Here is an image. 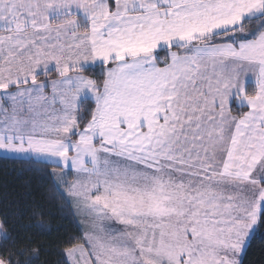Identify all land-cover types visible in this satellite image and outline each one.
Instances as JSON below:
<instances>
[{
    "label": "snow or ice",
    "instance_id": "obj_1",
    "mask_svg": "<svg viewBox=\"0 0 264 264\" xmlns=\"http://www.w3.org/2000/svg\"><path fill=\"white\" fill-rule=\"evenodd\" d=\"M0 160V264H245L264 0H0Z\"/></svg>",
    "mask_w": 264,
    "mask_h": 264
},
{
    "label": "trees",
    "instance_id": "obj_2",
    "mask_svg": "<svg viewBox=\"0 0 264 264\" xmlns=\"http://www.w3.org/2000/svg\"><path fill=\"white\" fill-rule=\"evenodd\" d=\"M13 166L6 161L0 160V198L7 197L8 200L12 198L10 195L13 191H20L19 184L23 180H17L15 175L5 176L4 172L10 170ZM7 200L0 207H6ZM53 231L51 235L44 237L46 241L51 244V253L42 257L48 259L50 264H56L58 259L56 255L57 247L63 242L65 233L75 235L77 233L78 224L76 222L62 221L56 219L52 222ZM59 229L57 231L56 229ZM245 264H264V229H261L251 240L248 248V254L245 258Z\"/></svg>",
    "mask_w": 264,
    "mask_h": 264
}]
</instances>
